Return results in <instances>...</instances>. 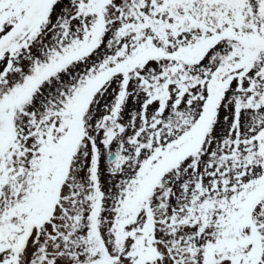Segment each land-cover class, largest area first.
<instances>
[{
    "label": "snow or ice",
    "instance_id": "1",
    "mask_svg": "<svg viewBox=\"0 0 264 264\" xmlns=\"http://www.w3.org/2000/svg\"><path fill=\"white\" fill-rule=\"evenodd\" d=\"M0 264H264V0H0Z\"/></svg>",
    "mask_w": 264,
    "mask_h": 264
}]
</instances>
